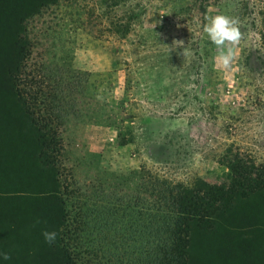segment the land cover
<instances>
[{
    "label": "rangeland",
    "instance_id": "obj_1",
    "mask_svg": "<svg viewBox=\"0 0 264 264\" xmlns=\"http://www.w3.org/2000/svg\"><path fill=\"white\" fill-rule=\"evenodd\" d=\"M37 6L22 22L30 40L27 70L67 77L75 87V105L67 104L71 112L63 121L54 124L38 112L53 119L51 162L68 213L64 234L49 244L31 237L34 230L23 226L22 213L15 216L16 205L3 209L0 252L11 258L0 256V264H62L56 251L63 245L84 255L82 261L107 264L78 243L92 241L99 223L93 214L101 203L123 207L137 197L142 168L193 186L197 180L226 181L230 155L247 165L264 164V0H41ZM220 12L238 17L243 33L228 69L217 65L218 50L203 31L206 17ZM4 30L0 127H11L27 115L4 80L17 31ZM176 40L183 45L175 47ZM32 207L56 209L48 202ZM14 218L21 226L17 238L7 221Z\"/></svg>",
    "mask_w": 264,
    "mask_h": 264
},
{
    "label": "trees",
    "instance_id": "obj_2",
    "mask_svg": "<svg viewBox=\"0 0 264 264\" xmlns=\"http://www.w3.org/2000/svg\"><path fill=\"white\" fill-rule=\"evenodd\" d=\"M40 1L0 0V36L6 26L17 30L14 61L3 73L4 80L27 115L24 121L11 122V127H0L4 138L0 139V213L16 205L15 216L22 213L23 226L34 230L31 237H43L40 233L48 230L56 231L58 240L68 209L51 162L55 133L49 121H63L71 112L67 104L75 105V87L67 77L47 70L37 76L27 70L30 40L22 22L37 11ZM260 15L264 50V11ZM38 112L53 119L45 120ZM225 161L226 181L197 180L193 186L155 178L142 168L135 200H124L125 207L115 208L101 203L98 214H93L99 223L91 244L80 242L78 248L99 252L107 264H248L257 253V264H264V164L247 165L237 154ZM46 202L56 205L54 213L32 207ZM105 213L108 222L102 218ZM7 221L19 237L18 220ZM56 256L63 257L62 264H90L80 260L84 257L80 252L70 253L68 245L58 248Z\"/></svg>",
    "mask_w": 264,
    "mask_h": 264
},
{
    "label": "clouds",
    "instance_id": "obj_3",
    "mask_svg": "<svg viewBox=\"0 0 264 264\" xmlns=\"http://www.w3.org/2000/svg\"><path fill=\"white\" fill-rule=\"evenodd\" d=\"M207 23L203 26V31L207 34L210 41L216 46L218 53L215 57L217 65L222 69H228L236 56V48L243 39L240 20L236 16L220 12L214 16L206 17ZM173 45L182 46L183 41H173ZM184 54V52H183ZM97 99L103 100L101 95ZM46 243H54L57 238L56 231L45 230L42 233ZM4 260L11 258L9 252H0Z\"/></svg>",
    "mask_w": 264,
    "mask_h": 264
}]
</instances>
